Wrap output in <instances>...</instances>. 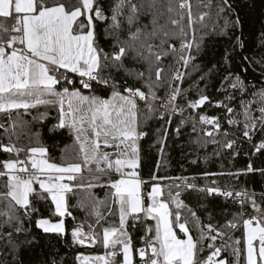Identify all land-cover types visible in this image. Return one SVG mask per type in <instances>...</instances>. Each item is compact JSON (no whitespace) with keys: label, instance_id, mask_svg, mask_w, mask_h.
<instances>
[{"label":"snow or ice","instance_id":"obj_1","mask_svg":"<svg viewBox=\"0 0 264 264\" xmlns=\"http://www.w3.org/2000/svg\"><path fill=\"white\" fill-rule=\"evenodd\" d=\"M227 2L222 0L218 16L225 11L223 5ZM157 4L158 0H108L106 10L99 0H0V114H6L8 120L7 126L0 123V129L8 139L7 144L0 142V151L15 157L9 155L7 159L0 160V177L7 178L3 185L6 191H0V239L5 238L3 229L6 227L16 233L27 232L20 212H23V218L31 221L33 213L38 211L32 204V195L41 200L50 199L54 206V209H49L51 215L64 218L71 215L67 194L75 195L82 190L86 195L78 200L77 206L83 210L86 208L84 201L90 200L91 214L96 216L97 225L104 219L98 210L101 205L107 206L108 215L118 214V224L113 222L103 227L102 238L91 224L87 232L83 230V224L74 227L71 231L73 244H102L106 250L104 255L78 254V264H121L118 256H122V264H133L134 254L139 255L140 264H232V261L222 257V253L228 250L239 264L241 240L234 239L226 230L237 229L241 221L246 264H264V208L257 203L255 193L234 191L229 185L224 189L208 185L197 187L189 183L187 177L155 175L152 180L181 182L167 186L170 199H161L162 186L159 184H153L147 192L142 188L146 181L136 171L139 167L137 142L147 133L140 130L141 118L147 121L155 117L171 125L174 115L183 116L186 108L195 111L209 100L203 92L198 99L189 100L184 95L187 89L176 83H182L186 76L191 75V72L180 71V67L188 69L191 66L192 72L199 70L192 64L195 57L191 50L195 47L198 51L200 44L195 39L196 21L189 0H167V12L172 15H169L166 24L159 23L163 12L156 11ZM185 9H188L187 13ZM141 14L150 17L148 23L142 26ZM185 16L187 26L183 23ZM203 19L201 15L199 20L202 22ZM97 21L105 25L104 38L112 40L111 51H105L99 43ZM167 24L178 32L168 30ZM186 27L193 31L191 40ZM228 27L229 21L225 19L220 34H225ZM172 39L180 40L179 50L170 42ZM156 40L159 44L154 43ZM169 52L176 59L177 67L173 69L169 66L171 74L166 76L160 61ZM129 57L136 63H144L145 70L127 68L124 60ZM224 60L225 63L229 61L227 51ZM113 71H123L126 76L140 81L141 86L130 85L126 80L121 86L113 77ZM77 78L79 87H76ZM200 79L203 80L204 76L201 75ZM224 81L228 101L235 98L228 93V88L244 95L246 87L240 76L229 74ZM165 85L164 97L157 96L156 90ZM96 86L110 90V96L104 98L97 95ZM83 90H87V94ZM181 95L187 102L186 108L177 103ZM140 102H143V107ZM254 104L259 116L253 115ZM39 106H44L46 111L33 116V120L43 121L48 115L47 109H54L58 113L57 123L52 125L50 132L66 130L72 139L71 144L61 149L59 164L50 160L48 149L40 142V133H32L28 121L23 119L24 115L30 114L29 110ZM214 106L226 109L229 126L243 123L245 138L251 140L257 128L264 131V89L254 92L252 99L240 101L242 112L236 115H242L243 121L235 118V110L228 104L218 101ZM20 109L24 110L23 113L18 111ZM187 119L192 121L195 133V117ZM186 123V119L180 120L177 135ZM199 123L211 128L200 129L203 137L208 139L197 138L195 143L200 146L219 143L216 139L221 132L219 117L200 114ZM157 133V142L161 144L163 154L168 129H158ZM21 135L35 137V143L30 139L29 145L18 147L13 137L19 141ZM223 135L227 138L229 133L224 132ZM234 144V140L225 139L222 147L232 149ZM256 149H264V141ZM22 152L25 153L23 159L20 157ZM85 170L107 176L108 180L106 183H100L99 177L86 180L82 174ZM254 171L257 169L249 164L246 170L226 175L239 177ZM259 171L264 175V169ZM208 175L225 173H205V176ZM212 184L215 185L216 181ZM34 185H39V191ZM95 187L109 188L103 201L91 191ZM173 187L177 189L174 196L171 192ZM183 189L223 196L226 200L231 198L241 205V211L224 224L202 223L197 212L179 199ZM261 196L264 197V193ZM245 204H249L256 215L245 218ZM141 217L155 222V235L142 237L145 246L135 248L128 224L131 221L132 227H136ZM35 226L44 233H66L64 219L53 222L41 217L36 219ZM193 230L197 233L195 237L191 234ZM147 231L152 232V227L148 226ZM218 240L221 242L219 245L216 243ZM7 241L13 248L16 247L11 231L7 233ZM205 249L209 253L201 257Z\"/></svg>","mask_w":264,"mask_h":264},{"label":"trees","instance_id":"obj_2","mask_svg":"<svg viewBox=\"0 0 264 264\" xmlns=\"http://www.w3.org/2000/svg\"><path fill=\"white\" fill-rule=\"evenodd\" d=\"M99 3L107 10L108 0H99ZM189 3L193 18L196 21L194 24L195 39L200 44L198 51L195 47L191 50V54L195 57L192 64L198 66L199 70L192 72L191 66L188 69L180 67V71L191 72V75L186 76L182 83L179 81L176 83H179L181 88L187 89L184 95L189 100L198 99L201 92L209 100L203 106L193 111L186 108L187 102L184 99V95H181L178 97L177 103L184 106L186 110L183 116L180 114L174 115L171 125H166L164 120L155 117L147 121H143V118H141L140 130L147 133V135L138 141L139 167L137 168V172L140 178L146 181L142 185V188L147 192L151 190L153 184H159L162 186L161 199L169 200V188L167 186L181 182L168 179L152 180L153 175L158 177H187L189 178V182L196 181L201 185L208 186L213 185L212 181H216L222 187L229 185L234 190L244 189L250 194L255 193L257 203L264 208V197L261 196V193H264V175L259 171L260 169H264V150L261 149L253 152V147L264 141V131L257 128L252 139L249 140L242 134V122L230 127L226 122V109L214 106L218 101L228 104L235 110L233 114L235 118L243 121L242 115H236V113L242 112L240 101L242 99L250 100L254 92L264 89V0H229L227 4L223 5L225 11L219 16L217 13L222 0H189ZM156 11L163 12V16L159 17L160 24H166L169 15H172L167 12V0H158ZM184 11L187 13L188 9ZM201 15L204 16L202 22L199 20ZM149 19V16L141 14L140 25L147 24ZM225 19L229 21V27L225 34H220ZM183 23L187 26V16H185ZM96 24V31L101 47L105 51H111L112 40L104 38L105 25L99 21ZM167 29L178 32V29H173L171 24H167ZM186 31L188 32V39L191 40L193 31L187 27ZM121 35L125 36L126 33H121ZM237 38H239V44H237ZM170 42L179 50V39H172ZM154 43L159 44V40H156ZM165 49H167V45H165ZM226 51L229 54V61L227 63L224 60ZM124 64L127 68L135 71H144L146 68L144 63H136L130 57L125 58ZM160 65L164 68L166 76H170L171 74L169 66L173 69L177 67L176 59H174L171 52L162 57ZM229 74L233 77L240 76L246 87L243 96H241L238 90L233 92L231 88H228V93H231L235 97L232 101L226 99V92L224 90L227 88L224 77ZM112 75L121 86H123L125 80L130 85L141 86L140 81L126 76L123 71H113ZM201 75L204 76L203 80L200 79ZM153 79H155L154 75ZM68 87L71 88L72 85H68ZM76 87H79L78 79ZM96 89L97 95L104 98L110 96V90L103 89V86H96ZM166 89L167 85L157 89V96L164 97ZM144 90L147 91L146 89ZM83 91L87 94V90ZM140 104L143 107V102H140ZM255 108L256 105H252L253 115L259 116ZM18 111L23 113L24 110L20 109ZM29 111V115L23 116V119L28 121V128L32 133H40V142L48 149L50 160L58 164L61 163V149L71 144L72 139L66 130L50 132L52 125L57 123V111L50 108L47 109L48 115L43 121H34L33 116L45 112L44 106H39L37 109ZM160 111H164V109H160ZM15 114L16 112L14 111V117ZM200 114L209 117H219L221 133L216 136L219 143H207L204 146L195 143L197 138H201V140L208 139L207 137H203L200 131V129L204 128L199 123ZM189 116H194L196 119L197 131L195 133L192 131V121L187 119ZM182 118L186 119L187 123L181 126L180 133L177 135L176 128ZM0 123L8 125L6 114H0ZM165 127L168 129V136L163 143V154H161V144L157 142V130ZM224 132L229 133L227 138L224 137ZM160 134L162 135V133ZM30 139L34 144L35 137L30 138L28 135H21L19 141H16V138L13 137V141L16 142L18 147L29 145ZM225 139L235 141L232 149L222 147ZM0 142L8 143L7 137L3 135V129H0ZM9 155H13V158H15L14 154L0 151V160L7 159ZM20 157L23 159L25 153L22 152ZM158 163L159 168H157ZM249 164L254 169H257V171L247 172L239 177L226 175L229 172L235 173L240 170H246ZM205 173H225V175L205 176ZM82 174L86 180L93 179L94 177H99L100 183H106L108 180L107 176H103L100 173H89L85 170ZM112 175L115 176L114 173ZM6 180V177H0V191H6L3 187L6 184ZM34 188L39 191V185H34ZM91 191L98 200L103 201L109 188L95 187ZM171 192L174 196L177 189L173 187L171 188ZM85 195L86 193L82 190L78 191L75 195L72 193L67 194V202L71 215L64 218L51 215L49 209H54V206L51 205L50 199L41 200L37 196L32 195L30 197L32 204L38 211L33 213L31 221L23 218V212H20L24 228L27 229V232L16 233L7 227L3 229L5 238L0 239V264H53V261H55V264H77L75 258L78 253H103L104 248L102 244H97L93 247H82L73 244L71 231L77 224H83L87 231L89 230L88 225L91 224L93 229L101 235V238L103 227H107L113 222L118 224V214L115 216L108 215L107 206L101 205L98 210L104 216V219L97 225L96 216L91 214L90 200L84 201L86 208L83 210L77 206L78 200ZM179 199L197 212L202 223L224 224L227 220H231L234 214L241 211V205L234 203L231 198L226 200L223 197L215 195L209 196L206 192L183 189L180 191ZM173 210H175L174 206ZM243 210L246 213L245 217L256 215L249 204H245ZM209 216H211V219H209ZM41 217L49 218L53 222L64 219L66 233L64 235L44 233L35 226L36 219ZM73 217H75V220ZM145 226L152 227V223L140 220L136 227H132V222L129 221L128 232L135 248L141 247L140 237ZM10 231L12 232V242L16 246L15 248L7 241V233ZM176 231L179 232L178 229ZM226 231L234 239L241 240V244L239 245L241 249L239 264H246L245 245L243 242L244 229L242 224L237 229H227ZM191 234L194 237L197 235L195 230ZM150 236H152V232ZM207 251L208 249H205L200 254L201 257H204ZM222 257H226L229 261H232V264H236V258L231 250L223 252ZM117 260L122 262L121 256H118ZM133 264H140L138 254H134Z\"/></svg>","mask_w":264,"mask_h":264},{"label":"built area","instance_id":"obj_3","mask_svg":"<svg viewBox=\"0 0 264 264\" xmlns=\"http://www.w3.org/2000/svg\"><path fill=\"white\" fill-rule=\"evenodd\" d=\"M78 79V78H77ZM201 126H203L204 128H208V129H210L211 128V126H209V125H202L201 124ZM235 126V125H234ZM231 127V126H230ZM221 133V132H220ZM262 150H264V149H262ZM255 151H257V149H256V146H254L253 147V152H255ZM19 175H21V176H23L24 174L23 173H20ZM189 183H193V184H195L197 187H204L205 185H201V184H199V183H197L196 181H192V182H189ZM210 186H213V187H215V186H219L221 189H224L225 187H222V186H220V185H218L217 183L215 184V185H210ZM190 190H192V189H190ZM242 190H244V189H242ZM234 191H240V190H234ZM213 195H215V194H213ZM215 196H218V195H215ZM219 197H223V196H219ZM224 198V197H223ZM147 200V198H146V196H145V201ZM251 216H253V215H251ZM245 218H247V217H245ZM141 220L142 221H144V219H143V217H141ZM240 224H242V221H241V223ZM147 228H148V226H145L144 228H143V231H142V235H141V237H140V241H141V247H144L145 245H144V242L142 241V237H149L150 235H151V232H148L147 231ZM217 245H219L221 242L218 240L217 242ZM77 245H79V244H77ZM81 246V245H80ZM82 247H93V246H88L87 244L86 245H84V246H82ZM208 253H209V250L205 253V255H204V257H206L207 255H208ZM78 254H81V255H85L86 256V254H91V253H89V252H81V253H78ZM77 254V255H78ZM76 255V256H77ZM103 255H104V253H103ZM76 259V258H75ZM76 263L78 264V262H77V260H76Z\"/></svg>","mask_w":264,"mask_h":264},{"label":"rangeland","instance_id":"obj_4","mask_svg":"<svg viewBox=\"0 0 264 264\" xmlns=\"http://www.w3.org/2000/svg\"><path fill=\"white\" fill-rule=\"evenodd\" d=\"M138 143V142H137ZM110 151V150H109ZM79 225H81V224H77L75 227H77V226H79ZM83 230L85 231V232H87V230L84 228V226H83ZM178 231H179V229H178ZM178 233V235L180 236V237H183V234L182 233H179V232H177ZM155 235V232L153 233V236ZM95 246V245H94ZM89 253H91V254H86V256H97V255H103V253L105 254V251H103V253H100V254H97V253H93V252H89ZM85 256V255H84Z\"/></svg>","mask_w":264,"mask_h":264},{"label":"crops","instance_id":"obj_5","mask_svg":"<svg viewBox=\"0 0 264 264\" xmlns=\"http://www.w3.org/2000/svg\"><path fill=\"white\" fill-rule=\"evenodd\" d=\"M136 171H137V169H136ZM116 178H118V177H116ZM7 179V178H6ZM150 221V220H149ZM151 223H152V229H153V231H152V236H153V233H154V228H155V222L154 221H150ZM104 251H106L105 249H104ZM245 253H246V250H245ZM138 257H139V255H138ZM121 258H122V256H121ZM140 259V258H139ZM121 264H122V262H121Z\"/></svg>","mask_w":264,"mask_h":264},{"label":"water","instance_id":"obj_6","mask_svg":"<svg viewBox=\"0 0 264 264\" xmlns=\"http://www.w3.org/2000/svg\"><path fill=\"white\" fill-rule=\"evenodd\" d=\"M229 1V0H228ZM207 243V242H206Z\"/></svg>","mask_w":264,"mask_h":264}]
</instances>
